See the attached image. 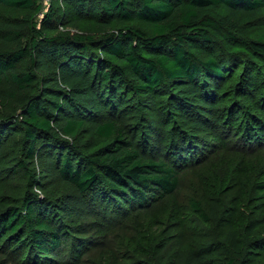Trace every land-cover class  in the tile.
Returning a JSON list of instances; mask_svg holds the SVG:
<instances>
[{"label":"trees","instance_id":"obj_1","mask_svg":"<svg viewBox=\"0 0 264 264\" xmlns=\"http://www.w3.org/2000/svg\"><path fill=\"white\" fill-rule=\"evenodd\" d=\"M61 2L72 8L75 29L79 22L93 17L108 33L96 39L63 31L69 21L57 17L51 4L39 24L43 31L60 29L64 34L51 36L30 24L26 41L20 29L5 31L11 36V45L0 50V82L9 74L11 83L24 94L25 105L19 119L10 116L0 122L7 123L0 127V142L7 132L11 136L23 133L29 160L40 156L55 159L62 183L103 209H148L151 203L173 194L179 179L178 170L166 160H154L142 153L138 145L147 146L144 133L170 127L175 145L165 150V156L181 166L190 162L188 156L197 149L187 150L185 144H195L198 136L208 130L207 118L212 110L208 101L215 96L212 87L231 82L232 95L247 96L255 82L250 77L255 69L251 63H239L234 55L224 57L222 51L218 59L204 58L201 48L220 38L231 40L224 31L235 28V20H252L262 13L264 0ZM0 4L36 14L41 11L40 0H0ZM220 9L226 12L225 18L211 17ZM135 22L149 25L151 30L146 31ZM250 50L264 62V33L260 42L251 43ZM23 61L28 69L16 72ZM233 64L246 66L240 76L227 68ZM259 77L257 80L261 81ZM126 102L137 105L132 114L139 109L156 114L144 125L146 130L141 132L138 143L139 127L134 131V127L116 121H92L100 109L111 116L121 114ZM259 104H254V112L261 113L263 119H251L245 112L239 140L251 152L264 149V102ZM230 108L229 115L238 107L233 101ZM85 127L106 142L86 156L80 155L71 143L62 141L75 139ZM180 158H184L182 163ZM253 191L264 199L263 183ZM239 192L242 199L250 196L247 188ZM38 198L24 194L16 206L0 211V253H15L17 264H80L84 254L80 253L84 241H79L84 233L83 224L72 218L74 213L63 199ZM188 205L201 221H210L200 202L190 199ZM209 210L216 216L215 204ZM246 216L242 212L234 220L227 217L223 221L222 242L215 248L195 250L187 245L182 247L181 243L176 249L169 248L179 238L180 228L166 225L165 218L159 222V235L150 229L133 235L131 249L147 257L161 237L159 264H215L221 256L224 264H264V217L249 221ZM90 246L83 244L85 250Z\"/></svg>","mask_w":264,"mask_h":264},{"label":"rangeland","instance_id":"obj_2","mask_svg":"<svg viewBox=\"0 0 264 264\" xmlns=\"http://www.w3.org/2000/svg\"><path fill=\"white\" fill-rule=\"evenodd\" d=\"M40 4L41 11L38 14L29 10L10 9L0 4V50L11 45V36L5 34L6 30L20 29L26 36V41L29 39V32L26 29L30 24L35 25L37 30L43 31L39 21L42 18L41 15L48 11L50 4L56 9L57 17L69 21L63 27V31H75L96 39L108 33V30L93 17L76 22L78 27L75 29L72 26L75 19L72 8L62 4L61 0H54L52 3L50 1L47 4L40 0ZM210 15L220 20L225 18L226 12L220 9L217 13ZM135 25H139L146 31L151 30L149 25L138 22H135ZM234 26L235 28L228 29V33L227 30L224 31L225 36L231 40L217 39L214 44L201 48L200 52L204 58L218 59L222 56L219 53L222 51L225 53L224 57L234 55L233 58H238L239 63H251L255 66L250 75L252 79H255L254 88L250 91V95L238 96L232 95L234 89L231 82L226 81L212 87L211 90L215 96L213 100L208 101L212 105L207 118L208 130L198 136L195 144L194 141H191V144L188 142L185 144L187 150L196 148L199 152V155L195 152V155L188 156L189 163L181 166L176 162L173 163L172 157L167 159L165 156V150L169 151L175 145H173L174 138L170 127L163 131L144 133L146 130L144 125L154 119L155 113L139 109L132 114L137 105L126 102L127 107L121 110L123 114L117 113V116H111L100 109L92 117L94 122L116 121L122 125H130L134 127V131L139 127L136 143L143 133L146 135L144 141L147 146L137 144L142 153L154 160H166L178 170L179 182L173 194L158 199L145 210L131 211L124 208L122 211L114 210L112 207L103 209L102 205L85 200L62 183L55 159L40 156L38 159L29 160L25 152L28 142L23 133L11 136L7 132L0 142V211L7 206H16L24 194L36 195L39 200L63 199L70 212L74 213L72 218L84 226V233L79 240L84 241L80 244L82 245L80 253L84 252L80 257V264L104 262L159 264L162 256L160 249L163 245L161 237L153 244L147 257L137 255L131 249V239L135 237L133 235L138 236L142 229H150L149 231L159 235L162 230L159 222L165 218H168L166 225H176L180 228L179 238L168 247L176 249L181 243L182 247L187 245L197 250L205 247L215 248L222 242L223 221L227 217L234 220L236 215H241L242 212L246 213L249 221L254 217H264V199L258 198L260 195L253 191L257 184H264V149L251 152L250 149L242 147L239 142L245 124V112L251 119L255 116L261 118L260 115H262L254 112V104L258 106L259 101L264 102V62L250 50V46L253 42H260V37L264 33V11L252 20H235ZM43 32L51 36L64 34L60 29ZM22 44L25 46V42ZM245 67L243 64H233L227 68L232 69L231 71L235 70V73L240 76ZM27 69V62L23 61L15 71L21 72ZM258 75L261 81L257 80ZM233 101L238 108L233 109V113L229 115ZM24 105V94L15 88L9 74H6L0 82V122L10 116L12 119H19ZM6 124L1 123L0 127ZM62 141L71 143L80 155L85 156L106 144L88 127H85L75 139L62 138ZM184 158H180L181 163ZM241 188H247L250 196L242 199L239 192ZM190 199L201 203L203 210L211 217H208L210 221L203 222L192 212L188 205ZM213 204L217 207L216 216L209 210ZM85 243L91 245L87 250L83 247ZM15 258V253L11 256L0 253V264H17V260L14 261ZM215 264H224L222 256Z\"/></svg>","mask_w":264,"mask_h":264},{"label":"built area","instance_id":"obj_3","mask_svg":"<svg viewBox=\"0 0 264 264\" xmlns=\"http://www.w3.org/2000/svg\"><path fill=\"white\" fill-rule=\"evenodd\" d=\"M51 0H43V3H49Z\"/></svg>","mask_w":264,"mask_h":264}]
</instances>
